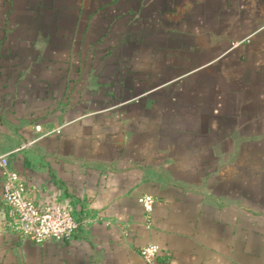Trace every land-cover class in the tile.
<instances>
[{
	"label": "crops",
	"instance_id": "1",
	"mask_svg": "<svg viewBox=\"0 0 264 264\" xmlns=\"http://www.w3.org/2000/svg\"><path fill=\"white\" fill-rule=\"evenodd\" d=\"M0 153L80 222L22 237L0 168V264H264V0H0Z\"/></svg>",
	"mask_w": 264,
	"mask_h": 264
},
{
	"label": "built area",
	"instance_id": "2",
	"mask_svg": "<svg viewBox=\"0 0 264 264\" xmlns=\"http://www.w3.org/2000/svg\"><path fill=\"white\" fill-rule=\"evenodd\" d=\"M40 131V127L36 126ZM9 154L0 153V168L3 174L1 199L7 208V224L22 237L41 242L45 239L62 240L78 229L80 222L64 207L58 205H40L28 196L25 183L18 173L8 166ZM138 201L146 216L152 212L155 199L144 194ZM160 248L148 243L139 249L145 264H158Z\"/></svg>",
	"mask_w": 264,
	"mask_h": 264
}]
</instances>
